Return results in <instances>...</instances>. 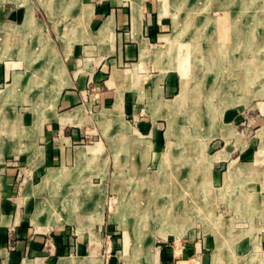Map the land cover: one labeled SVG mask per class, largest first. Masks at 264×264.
<instances>
[{
  "label": "rangeland",
  "instance_id": "374dc122",
  "mask_svg": "<svg viewBox=\"0 0 264 264\" xmlns=\"http://www.w3.org/2000/svg\"><path fill=\"white\" fill-rule=\"evenodd\" d=\"M158 2L166 37L156 46L161 62L151 53L147 75H174L176 95L165 98L164 108L154 113L142 106L118 114L111 103L93 109L90 118L95 120L88 121L93 132L71 143L62 142L57 133L51 146L64 150V161L54 166L60 176L38 190L40 195L32 193L27 219L44 222L51 195L74 199L73 222L48 226L50 234L70 238L64 264H213L216 252L222 264H264V235L254 204L260 179L256 184L253 176H241V184L229 188L222 179L208 185L211 175L217 179L219 167L212 174L211 165L218 151H234L225 162L219 158L225 164L222 170L219 165L221 174L232 170V160L252 162L258 149V158L264 159V0ZM6 33L1 30L0 37ZM27 36L25 42H8L6 47L0 42V52L12 54L0 60V67L17 64L11 71L20 73L18 98L31 101L15 107L24 138L37 134V121L61 113L45 104L55 80L53 58ZM237 44L240 55L233 50ZM223 50L226 54L217 58ZM32 62L47 69L34 82L27 72ZM13 80L11 74L0 80V102ZM187 81L189 94L178 100ZM100 113L106 115L102 120L97 118ZM35 139L37 145H46ZM27 156L0 162L15 177L17 197L25 194L28 182H41ZM169 189L177 192L167 193ZM186 203L193 210L183 220L156 218L160 208L174 215L172 206L181 211ZM45 248L52 264H59L56 245L47 243Z\"/></svg>",
  "mask_w": 264,
  "mask_h": 264
},
{
  "label": "crops",
  "instance_id": "0c3cea01",
  "mask_svg": "<svg viewBox=\"0 0 264 264\" xmlns=\"http://www.w3.org/2000/svg\"><path fill=\"white\" fill-rule=\"evenodd\" d=\"M159 6L158 0H0V31L7 30L5 37H0V42H4L6 47L8 42L21 39L25 42L29 35L32 42L41 44L43 55L53 58L55 77L50 89L52 96L45 104L61 110L60 114L54 115L53 112L37 121V134L24 138L15 107L31 101L18 98L20 73L11 71L17 64L7 62L5 67H0V80L9 74L14 75L13 82L3 90L4 97L0 102V117L4 118H0V133L3 135L0 139V162L12 155L28 154L34 177L41 179L38 186L28 182L25 194L17 197L15 177H12L10 168L4 164L0 167V264H52V259L47 258V243L56 245L59 264L61 260L66 261L64 252L72 244L70 238L61 233H49L51 227L45 225L48 215L44 222L35 223L27 219L29 197L35 191L39 194L43 177L54 171V166L62 159L64 161V150L51 146L57 133L62 142L71 143L93 132L88 122L95 120L94 116L90 118L93 109L102 110L111 103L118 114L121 109L137 112L142 106H150L154 113L164 108L165 98L176 95L174 75H166L164 71L150 78L147 75L151 53L161 62L162 53L156 46L166 37V22ZM28 13L33 19L30 26L26 25ZM24 35L27 38L23 39ZM8 56L12 54L0 52V60ZM15 56L18 58L20 55ZM32 63L27 72L34 82L47 69L43 64ZM100 114L99 120L106 117ZM35 137L46 145H37ZM233 152L223 150L214 154L211 173L214 174L215 167L219 169L217 179L211 175L208 185H217L222 179L223 185L229 188L241 184L242 177L253 176L256 184L260 179L258 185L262 188L256 191L254 204L264 235L262 152L258 149L252 162L232 160L233 163H229L232 170L221 174L220 166L222 170L225 164H220L219 158L225 162ZM237 194L241 196V192ZM24 198L26 204H22ZM42 213L38 214L39 217ZM60 226L67 225L54 227ZM216 253L213 264H222Z\"/></svg>",
  "mask_w": 264,
  "mask_h": 264
},
{
  "label": "bare ground",
  "instance_id": "6f19581e",
  "mask_svg": "<svg viewBox=\"0 0 264 264\" xmlns=\"http://www.w3.org/2000/svg\"><path fill=\"white\" fill-rule=\"evenodd\" d=\"M33 23V19H32V16L31 15H29L28 17H27V22H26V25H28V26H30L31 24ZM196 24H198V22H196V23H194V25H196ZM34 28V27H33ZM18 29V28H17ZM14 30V29H13ZM223 47H225L224 45H223ZM240 47V45H235L233 48V50H234V52L236 51L237 52V54H239L240 55V52H241V48H239ZM227 48V47H226ZM228 50V49H227ZM223 52H224V50L222 51V52H218V53H216V56H217V58H219V57H221V56H223ZM224 54H226L225 52H224ZM223 59V58H222ZM241 65L240 64H238V68L240 67ZM237 75H239V74H237ZM245 76V75H244ZM243 76V77H244ZM183 77V76H182ZM236 77V76H235ZM240 77V76H239ZM184 78V77H183ZM237 78V77H236ZM238 79V78H237ZM242 79V78H241ZM243 80V79H242ZM184 81H185V79H184ZM232 82H234L235 83V81H232ZM233 83V84H234ZM237 84H239L240 85V83H239V81L237 82ZM188 85V81L187 82H185V83H183V87H184V89H183V91H182V93H181V95L177 98L178 100H184L185 98H186V96L189 94V92H188V94H187V92H186V88L188 87L187 86ZM233 86V85H232ZM202 90V89H201ZM157 102V101H156ZM159 103V102H158ZM37 123V122H36ZM3 127V126H2ZM12 132V131H11ZM16 132V131H15ZM91 154H94V151H92V153ZM82 155H85V153H82ZM90 155V154H89ZM94 157V156H93ZM93 157H91V159L93 158ZM87 159V158H86ZM57 176H60V171H49L48 173H47V175H45L44 177H43V181H42V184L40 185V191H43L47 186H51V184H52V182L54 181V180H56L55 178H57ZM171 184H174V185H177L178 184V186H179V184H181V183H178V182H175V181H172V182H170ZM181 188V187H180ZM174 192V194L177 192V191H175V190H168L167 191V193H173ZM168 195V194H167ZM170 195H172V194H170ZM169 195V196H170ZM73 198H71V197H63V198H58L57 196H55V195H51V197H50V199L48 200L49 201V205H48V207H47V212H48V220L46 221V227H48V226H53V225H64V224H68V223H72L73 222V214H74V204H72V202H73ZM171 203V202H170ZM194 203V202H193ZM172 206V205H171ZM173 208H172V211L173 210H175L176 209V211H174V212H176L174 215H172V214H170V209L169 210H165V208L163 209V208H160L159 210H158V214H155L156 215V218H160V219H163L165 222H169L170 221V219L174 216V220L175 221H178L179 219H181V220H183L185 217H187L188 215V213L189 212H192V210H193V207L191 206V204L190 203H186L184 206H182L181 207V211H180V213H179V211H178V207H175V206H172ZM43 211V210H42ZM42 211H41V209L39 208L38 209V212L39 213H37V214H41L42 213ZM144 214V213H143ZM144 216H146V215H142L141 217L142 218H144ZM178 218V219H177ZM175 223H177V222H175ZM65 262H64V260H61V264H64Z\"/></svg>",
  "mask_w": 264,
  "mask_h": 264
}]
</instances>
